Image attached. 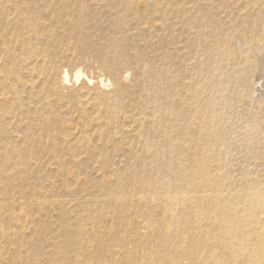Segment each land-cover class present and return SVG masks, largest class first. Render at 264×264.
<instances>
[{
    "label": "bare ground",
    "instance_id": "1",
    "mask_svg": "<svg viewBox=\"0 0 264 264\" xmlns=\"http://www.w3.org/2000/svg\"><path fill=\"white\" fill-rule=\"evenodd\" d=\"M261 81L264 0H0V177L43 156L73 168L72 185L87 160L101 176L115 157L162 174L178 164V185L167 175L139 185L167 199L158 257L264 264ZM39 179L0 184V264H114L127 253L114 223L125 200ZM171 222L187 225L178 240Z\"/></svg>",
    "mask_w": 264,
    "mask_h": 264
},
{
    "label": "rangeland",
    "instance_id": "2",
    "mask_svg": "<svg viewBox=\"0 0 264 264\" xmlns=\"http://www.w3.org/2000/svg\"><path fill=\"white\" fill-rule=\"evenodd\" d=\"M83 69H85V68H83ZM84 71L89 72V70L87 71V69H85ZM261 82L263 85L260 83L258 86V89L261 92H264V83H263V81H261ZM35 146H34L35 150L36 149L40 150L41 146H38V145H35ZM108 148H111V147H108ZM43 157L38 158L40 160L38 163L36 162L35 159H33V161L31 160V161L26 162V164H25L26 166H23V164H20L19 165L20 167L17 166L15 170L13 169L11 172H8L7 174H4L3 176H1L2 177V178L0 177L1 186H2V183H4V184L9 183V185H11L13 183L14 184L13 186H16V185H18L17 183L19 181L24 180V179L26 182L28 180H30L28 182L34 186L35 181H32V180L37 181V179H39L41 176H42L41 177L42 180L39 179L41 183L36 184L35 187L39 188L40 185L41 186L43 185L42 186L43 188L47 187L46 189L53 188L54 190H56L59 187L64 185L62 181L66 180L67 183L71 182L69 180H71L70 179V173L72 172L71 170L73 168L70 167L68 170H66V171L64 170V172H63V170H58L53 165H48L47 164V162H48L47 158L46 157L43 158ZM118 159H120V162ZM34 163H36V164H34ZM103 163L104 162H102V164ZM106 164L107 165L103 169L106 172L103 173V176H101L100 174H97V172L95 171V169H97V167H96L95 163L91 160H87L85 163H83L81 166L75 168L74 170H76L77 174H79V177L77 180L78 184H85L83 182L86 181L87 184H86V186H84V188L89 189V191L103 190V191L108 192L110 190L113 193H116L118 195L115 197L120 196L123 199V201L125 200L124 202L128 206V208L125 211H123L121 207H118V210L116 212V219L114 220V223L118 228L117 229V236L119 239H122V240L124 239L125 246H126V249H124V250L127 252V253L116 252L117 255L114 252V259H115L114 264H144V261L146 260L147 257L144 256V253L146 252V248H144V249L140 248V246L142 245V241L149 248H151V249H149V254L151 252H153L152 254L154 255V258H153V260H152L153 262H151V264H156L155 262L157 261V259L160 260L161 264H166V261L161 260L160 257H158V256L159 255L161 256V253H163V252H160V250H159L160 247L162 246V242H163V224L161 221V219H162L161 217H163L165 215H170V211L168 210V208L166 209L167 204L165 205V202H164L167 199H164L165 197H162V196H160V197H162L161 199H159L158 197L151 198V197H153L152 193L154 192L152 190L151 186L146 184V183L143 185L144 187H140L139 185H140L141 179H145V177L153 176L151 179L162 180L163 175H167L165 177L166 182H170V183L178 185L179 184L178 180L180 181V179L178 178L179 175L177 174L178 164H175L176 168L172 167V169L174 168L175 172L173 171V172L166 173V174H162V172L164 171L163 170L164 168H162V170H158L159 169L158 167H156V166L152 167L151 164L149 165V163H148L149 166L140 165L138 167L136 166V168H132L131 165H136V164L131 163L130 160H127V159L124 160L123 158H119V157H115L114 159H111V161L107 162ZM181 164L182 165L183 164L188 165L187 162L186 163L181 162ZM137 165H139V164H137ZM161 165H162V163H160V166ZM27 166H30L32 170H31V174L29 175V177L26 176V178H25L24 170ZM141 166H142V168H141ZM135 169L139 170L140 172L138 174L143 175V176L136 174ZM53 170H55L54 173H53ZM36 171H37V173H36ZM50 171L53 174H51ZM38 172H40V173H38ZM61 172H63V173H61ZM66 173H67V175H66ZM34 175L36 176V178L33 179ZM46 176L49 178L48 179L45 178ZM50 176H51V178H50ZM52 176L54 179L52 178ZM1 179H4V180L2 181ZM6 179H9L10 181L6 180ZM43 179H45V180H43ZM50 179H51V185L48 184V181L46 182V180H50ZM56 179L59 181H57ZM60 179L62 180L61 182H60ZM146 179H150V178H146ZM52 181L55 183H53ZM145 181H147V180H145ZM28 182H27V184H28ZM75 183L76 182H73V185H72V183L71 184L68 183L67 185H71L69 188L73 189V188H76L78 185L77 183H76L77 185H75ZM45 185H46V187H45ZM98 187H100V188H98ZM80 188H82V187H80ZM77 189H79V188L77 187ZM141 192H142V194H141ZM177 192H179V191H177ZM139 194H141L140 196H142V195L147 196V198H148L147 203H143L142 201L139 200V198H140ZM157 207H158V209H156ZM177 208L184 209L185 211H186V209H187V211H192V209L194 207H188V205L182 204L181 206H179ZM174 210H178V209L173 208L172 211H174ZM169 225H170V229L173 231V233L171 234L172 238L177 239V240L180 239L181 231H183L184 228L187 226V225L176 224L173 222L169 223ZM138 228H140V229H138ZM181 244H184V243H181ZM141 253H142V255H141ZM154 253H158V255L155 256ZM125 254H128V257L131 256L130 259L127 261L124 259ZM141 256H142V258H141ZM184 263L187 264L186 261Z\"/></svg>",
    "mask_w": 264,
    "mask_h": 264
}]
</instances>
